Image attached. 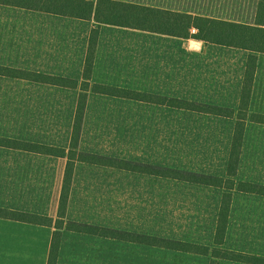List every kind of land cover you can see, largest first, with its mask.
<instances>
[{
	"label": "rangeland",
	"instance_id": "1",
	"mask_svg": "<svg viewBox=\"0 0 264 264\" xmlns=\"http://www.w3.org/2000/svg\"><path fill=\"white\" fill-rule=\"evenodd\" d=\"M134 1L204 11L248 22L256 18L255 0ZM45 16L48 15L0 4V62L32 71L42 68L37 61L35 26ZM215 51L223 56L218 67L209 57L203 62L206 61L208 70L220 73L216 81L219 94L183 99L204 103L214 100L219 102L217 105L237 109L240 95L238 99L221 95L234 83L229 79L234 72L230 73L228 60L231 56L237 58L238 77L239 61L246 63L249 53L227 46H216ZM78 92V89L0 76V136L68 146ZM253 93L251 110L264 113V53L259 54ZM90 104L88 120L99 122V144L103 143L108 151L119 147L133 156L129 149L144 140L142 137H154L156 144L161 135H166L171 138L173 158L165 161V165L206 174L225 173L235 118L177 109L156 111L153 107L149 109L148 104L122 99L102 102L92 99ZM99 104L103 114L95 109ZM125 140L129 149L119 145ZM106 142L110 145L105 146ZM62 162L64 159L59 157L0 146V206L55 215ZM239 179L264 184V124L248 123ZM76 182L69 219L213 245L221 188L157 176L142 180L137 174L99 166L80 167ZM63 231L59 264L210 263L209 256H192L146 244ZM52 233L50 227L0 219V264H37ZM223 247L264 255L263 195L234 193Z\"/></svg>",
	"mask_w": 264,
	"mask_h": 264
},
{
	"label": "trees",
	"instance_id": "2",
	"mask_svg": "<svg viewBox=\"0 0 264 264\" xmlns=\"http://www.w3.org/2000/svg\"><path fill=\"white\" fill-rule=\"evenodd\" d=\"M0 4L81 19H94L96 22L90 34L82 80L0 64V75L3 76L80 89L68 148L0 136L1 147L66 158L57 217L53 218L0 206L1 219L54 226L55 230L52 236L48 264H57L63 230L209 256V264H222V262L264 264V255L245 253L223 247L233 200V190L236 188L242 192L264 196V184L237 180L246 122L251 119L264 123V113H250V102L259 59L258 53H264V0H255L256 18L252 22L224 15H214L204 11L171 8L134 0H0ZM101 24L125 26L182 38L199 39L249 51L239 107L235 109L212 103L161 96L147 91L92 82L93 64ZM90 91L235 118V129L226 175L199 173L81 150L80 140ZM77 162L137 171L223 188L224 192L219 207L213 245L188 240L168 239L156 235L68 220L66 218L67 209Z\"/></svg>",
	"mask_w": 264,
	"mask_h": 264
},
{
	"label": "crops",
	"instance_id": "3",
	"mask_svg": "<svg viewBox=\"0 0 264 264\" xmlns=\"http://www.w3.org/2000/svg\"><path fill=\"white\" fill-rule=\"evenodd\" d=\"M16 8H20V7H16ZM22 9H26V8H22ZM27 10H32V9H27ZM33 11H37V10H33ZM37 12H41L43 14L48 15L42 17L41 20L35 26L36 27L35 32L37 34L36 37L37 61L41 64L42 67L39 70V72L56 74V75L82 80L88 46H89L90 34L92 28L95 26L96 23L95 20L57 15L42 11H37ZM216 46L226 47L227 45L206 42L203 40L193 39V38H182V37L161 34L157 32L137 29V28L110 25V24H101L99 27V38L95 53L91 80L92 82H97V83H105L108 85H113L118 87L132 88L139 91H147L161 96L184 98L186 96L203 97V95H208L212 97L216 94H219V90H217L219 85H217L216 81L219 80L220 73L218 71L214 72L212 69L208 70L207 63H205L206 61L205 62L203 61L209 57L211 58L212 61H215L217 67L219 66L220 60L223 58V56H221L217 51H215ZM230 48L241 49L236 47H230ZM260 53L263 52H259L258 57ZM239 62H240L239 64L240 74L237 77L236 69H235L237 64V58L235 56H231L229 58L228 64L231 65V67H229V71L230 73L232 71L234 72L233 78H229V79H231V82L234 81V83L231 84V86H228V88L226 89L227 91H225L221 95L236 96L237 99L239 98V95L241 97V90L243 86L244 72H245L244 66H246V63L242 59ZM5 63L6 62H0L1 65H6ZM258 65H259V59H258ZM258 65H257V70H258ZM257 70H256V74H257ZM230 73L228 72L229 75ZM255 81H256V75H255L254 85H255ZM42 84H46V83H42ZM229 87L231 88V90H229ZM64 88H68V87H64ZM70 89H74V88H70ZM78 90L80 92V89ZM200 91H204V92H200ZM253 91H254V86H253ZM253 94L254 93L252 92L251 97H253ZM78 95H77V99H78ZM92 99H96L99 102L100 101L102 102L104 100L105 101L107 100L115 101L121 99L131 100V101H136L138 103L140 102L145 103L146 105L148 104L149 109L153 107V109H155L156 111H163L165 109L167 110L177 109V110L190 111L193 113L198 112L183 108L172 107L165 104L143 102L134 99L105 95L93 91L89 92L87 107L83 122L81 140H80L81 150L114 156L122 159L134 160L138 162L156 164L165 167H173L169 164L168 165L164 164L165 161H170L171 158H173V154H172L173 152H172V146L170 140L171 138H169L166 135H161V137L158 140H156V144L157 146H159L157 148H156V144H154L155 143V139H153L154 137H149V136L142 137V139L144 140L139 141L137 144L133 146L132 149H129V147L125 146V144H129L128 141L125 140L119 142L120 143L119 145H121L122 147H125L130 151H133V156H128L130 155L129 154L130 152H127L126 149L124 148L117 147V149L114 151H108L109 149L107 150V148L103 146V143L99 144L100 138L97 135L98 134L97 128L99 122L97 120H95V122L88 120V112L91 109L90 103ZM210 102L214 104L219 103L214 100ZM76 106H77V100H76ZM95 109L97 110V113H101V112L102 114L104 113V111H102L101 109L100 104L97 105ZM252 112L254 111L251 110V104H250V113ZM74 115H75V111H74ZM210 115H214V114H210ZM214 116H219V115H214ZM220 117H227V116H220ZM99 119L100 121H102L103 118L100 117ZM73 121H74V117H73ZM249 122H256V121L248 119L246 122L241 156L243 153L244 140ZM256 123H260V122H256ZM94 126L96 127V129L94 128ZM72 127H73V122H72ZM234 129H235V123L232 129L229 152L233 139ZM109 145L110 144L108 142L105 143V146H109ZM64 147L68 148L69 145ZM181 152L185 153L184 149H182ZM229 152H228V157H229ZM241 156H240V160H241ZM59 158L64 159V162H62V168H61L62 176L60 177V181H61L60 190H58L57 195L55 197L56 198L55 215H46L33 211H28V212L51 216L53 218L57 217L61 186L63 182V175L66 165V158L64 157H59ZM176 158L179 159L182 157H175V159ZM158 160H161V162H159ZM82 166H99V167H105L107 169H115L122 172H130L139 175V177L142 180L146 176H155L137 171H129L125 169L111 168L106 166L89 164L85 162H77L75 166L73 183H72L68 209H67L66 218L68 220L77 221L75 219L68 218V210L70 211V207L73 204L74 195L77 188L76 181L78 176V169ZM239 167H240V162H239ZM226 171H227V165H226L225 173L218 176L226 175ZM157 177L164 178L170 181L178 180V179H172L161 176H157ZM237 180H241L239 179V168L237 173ZM194 184H198V183H194ZM205 186H209V185H205ZM210 187H216V186H210ZM236 191L242 192L237 190L236 188L233 190L232 204L234 201V193ZM221 198H220V203H221ZM232 204H231V208H232ZM7 208L18 209L14 207H7ZM230 215H231V210H230ZM230 215H229V222H230ZM217 217H218V213H217ZM217 217H216V223H217ZM3 220L19 222L10 219H3ZM229 222H228V226H229ZM19 223L32 225L36 227H50L53 229V232L55 230L54 226L36 225V224H29L24 222H19ZM227 232H228V228H227ZM84 234L101 237L109 240L131 242V241L113 239L100 235H94L88 233H84ZM52 235H49L47 241H45V253L43 254V258L37 261V264H48ZM62 242H63V235H62L61 245ZM131 243H135V242H131ZM225 243H226V239H225ZM166 250L185 253L192 256H204V255H196L188 252L176 251L171 249H166ZM58 262H59V257L57 264H59Z\"/></svg>",
	"mask_w": 264,
	"mask_h": 264
},
{
	"label": "bare ground",
	"instance_id": "4",
	"mask_svg": "<svg viewBox=\"0 0 264 264\" xmlns=\"http://www.w3.org/2000/svg\"><path fill=\"white\" fill-rule=\"evenodd\" d=\"M199 43V42H198ZM192 44V43H191ZM200 44V43H199ZM194 46V45H193Z\"/></svg>",
	"mask_w": 264,
	"mask_h": 264
}]
</instances>
